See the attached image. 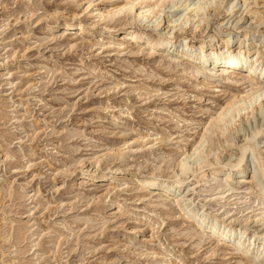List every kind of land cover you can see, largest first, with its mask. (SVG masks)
Masks as SVG:
<instances>
[{"label":"rangeland","instance_id":"374dc122","mask_svg":"<svg viewBox=\"0 0 264 264\" xmlns=\"http://www.w3.org/2000/svg\"><path fill=\"white\" fill-rule=\"evenodd\" d=\"M129 1L134 9L113 27L158 0H0V264H264L258 245L255 259L236 249L238 230L224 241L204 234L229 223L247 225L248 236L264 230L253 194L264 190V177L253 173L254 156L247 152L228 184L227 168L212 182L193 156L203 131L250 89L243 72L228 71L227 81L193 73L199 42L263 46L264 33L255 32L264 31V0H220L221 15L195 38L193 10L207 0H176L162 14L140 16L135 28L152 39L168 37L169 22L180 25L175 31L188 38L170 51L100 25V13ZM76 14L96 31L67 29L64 21ZM254 113L236 119L237 145L216 137L225 145L223 164L256 133L264 164V108ZM182 160L189 172L172 196L140 187V178L157 172L169 181L181 175Z\"/></svg>","mask_w":264,"mask_h":264},{"label":"bare ground","instance_id":"6f19581e","mask_svg":"<svg viewBox=\"0 0 264 264\" xmlns=\"http://www.w3.org/2000/svg\"><path fill=\"white\" fill-rule=\"evenodd\" d=\"M247 1L249 0H243L244 6L246 5ZM169 2H177V1L176 0H158L151 6V9H149L147 12L145 11L143 13H140L141 15H139V17L143 15L146 18H150V16H154L155 13L157 12L159 14H162V9L164 8V6H166L165 4L166 3L168 4ZM219 2L220 0H207V1H204L201 4V6L198 5L199 7L196 8V10H193V11H196L195 17L198 18V21L196 24H194V26L197 25L195 31L191 32L192 38H195L197 36L196 33L201 30V25L204 22L205 24L211 23L209 22L210 17H214L213 19H216L217 17L221 15V12H220L221 6H219L220 5ZM134 6H135L134 3L129 1L125 4V6L121 8H117V9H113L108 12L100 13L99 17H100V20L103 22V24H100V25H102L103 27L111 31L113 35L121 34V35H124V37L131 42H135L137 44L140 43L144 46H148L151 51L161 50V49L170 51V48L174 44L177 43L179 37H181L183 40H186L188 38V36L186 35L179 36L178 35L179 33H177L178 31L176 32L175 30L180 25L172 24V22L171 23L169 22L168 26L166 27L171 32L169 36L168 37L160 36L156 39H152L151 37L152 34L150 35V34L142 33L135 28L134 23L137 19H139V17L138 18L133 17L134 19L132 23L126 22L119 27L112 26V23L117 16L131 13L132 10L134 9ZM206 10L208 11V14L207 13L205 14ZM205 16H206V19H205ZM160 17L156 19L155 21L156 24L153 27L154 29H157L162 26L161 25L162 22L159 20ZM235 21L237 23L240 20L239 21L235 20ZM64 22H65V26L67 29H76L82 33H87V34L95 32L96 29L98 28V27H92V26L91 27L85 26L82 20L78 18L77 14L70 17L68 20H65ZM182 23L181 25L185 26L184 30L185 32H187L186 27L189 24L188 19L186 20V22L183 21ZM207 25L205 27H207ZM179 31H182L181 28L179 29ZM255 33L256 34L264 33V31L262 30V26H261V29H258L257 27V31ZM209 42L206 41L205 39L199 42L198 50L200 51V54H202V56L198 58V62L193 64L195 68L193 73L195 72L197 76H202L203 79L205 80L218 79V80L227 81L229 80V77L226 76V73L228 71H231V72L233 71L234 73L243 72L245 73V75L241 78V80L247 82L248 85L250 86V89L245 93V95H242V96L239 95L235 97L233 100H231L230 102H228L227 106L218 114V116L210 123V125L201 134L200 141L193 150V156L196 155L197 157L196 161H198V164H199V170L197 171L205 172L206 169H209L210 171H212L210 177L213 182L214 180H217V178H219L218 175L222 172V169L227 168L228 172L224 174L225 178L223 182L228 184L231 178L230 176L232 173V169L240 168L242 166V163L244 161V158L247 152H250L254 156V159L256 161L253 173L254 172L261 173V175L264 177V164L260 163L261 162L260 155L256 152V148L254 145L255 136L258 133L254 135L252 134L253 136L251 137L250 142H246L239 146L240 153L238 154L236 160L232 161L231 158L233 157L230 155L228 159L229 164L224 163L225 164L224 165L221 160V157L219 156L220 150L225 149L224 143H226L227 147H231V148L232 146L237 145V141L234 140L235 138L233 137L234 136L233 132L238 130V128L236 129V125H235L237 121L236 119L243 118L242 117L243 114L245 115L252 114L253 116V114H255L254 112H256V114L257 112H260V113L263 112V108H264V63H263L264 53H263L262 48L264 47V45L261 46L260 44L258 47L257 45L256 46L248 45L247 48H245L244 43L241 42L240 45L236 49L233 50V47L231 46V42L229 39L225 40V39L220 38L219 40L216 41L215 44L211 45L209 48H206V45ZM262 43H264V39ZM218 135H222V137H225L224 143L217 141L216 137ZM246 138L247 137H245V139ZM177 166L180 168L181 175H178L176 177L173 176L171 177L172 180L170 179L169 181V179L165 180L164 176L161 177L160 172H157L153 174L152 177L150 178H147V177L140 178L139 179L140 187L146 188L148 186L150 188L159 189L163 191L165 196H169V197L172 196V191L182 186L181 185L183 183L182 176H186L189 172L183 160L180 161ZM206 174H207L206 172L203 173V176L206 177ZM240 174L242 176L239 177V179L243 180L245 178V175L247 174L246 169H242ZM249 177L250 176H248L247 178L249 179ZM253 194L258 203V206H260L258 210L259 213H258V219L256 220V223H261L262 225L264 224V190L254 191ZM188 215H193L194 219L196 220L197 226H200L202 228V225L200 223L201 221L204 223V220L197 219L196 215H194L193 212H189ZM223 224H225V222H223ZM234 230H238L241 235V238L235 247L237 250L242 251L241 255L245 256V259L248 257V255H251V259L252 257H254L255 259V256H253L254 255L253 247H255V245H258L259 247H261L262 251L264 252V230H261V231L255 230L254 231L255 234L248 236V226L247 225H243V226L240 225L239 227L236 228L234 223H229L223 226V231H221L220 227L216 229L215 227L211 226V227H208V231H204V234L213 236L219 241H224L225 239L228 240L230 238V235L234 233ZM258 234L260 235L258 236ZM246 262L247 264H255L251 260H246Z\"/></svg>","mask_w":264,"mask_h":264}]
</instances>
